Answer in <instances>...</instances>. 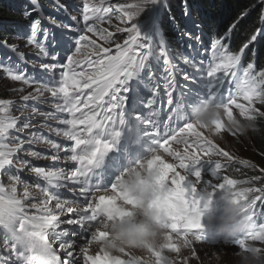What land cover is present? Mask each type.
Returning <instances> with one entry per match:
<instances>
[{
    "label": "snow or ice",
    "instance_id": "1",
    "mask_svg": "<svg viewBox=\"0 0 264 264\" xmlns=\"http://www.w3.org/2000/svg\"><path fill=\"white\" fill-rule=\"evenodd\" d=\"M30 3L31 9L21 6V22L13 25L12 38L20 43L0 38V47L16 57L15 62L9 56L0 63V70L10 80L32 89L26 95L24 88L15 89L21 94L16 109L20 115L11 111L17 102L0 99V264H95L81 248L91 243L94 229L100 224L97 205L104 200L101 194L117 190L118 174L127 168L125 161L130 154L139 159L141 150L164 153L165 159L158 156L155 160L158 171L153 185L163 186L167 193L163 204L170 211L169 230L194 238L192 250L196 259L200 260V254L195 245L206 243L196 231L201 227L199 187L230 191L235 200L247 202L252 230L230 242L236 251L246 240H264V223L257 228L254 220L258 214L257 201L264 205V188L245 186L250 184L249 180L225 174L236 168L234 156L199 131L188 116L192 106L207 102L223 107L228 116L238 113L256 123L264 120V70L255 71L253 63H248L246 68L238 67L248 44L237 53L228 51L222 44L237 23H232L223 36L212 38L211 60L202 68L203 61L197 62V49L191 43L189 55L174 53L170 48L162 28L169 9L167 0H133L109 5H105V0L98 4L80 0L78 14L71 16L74 25L42 14L33 18L36 0ZM193 14L186 3L183 15L192 29L202 33L201 25L192 19ZM167 19L179 29L181 37L187 36L199 44L201 35L186 26L180 27L172 15ZM113 20L119 21L115 32L124 34L122 43L117 42L113 32L100 26L111 25ZM255 39L253 35L251 40ZM21 47L29 48L35 59L27 60ZM24 63H31V73L22 67ZM180 64L193 71H186ZM161 67L167 105L163 120L158 119L160 110L153 107L160 87L156 73ZM225 86L227 95L222 91ZM142 88L150 93L146 102ZM201 89L206 92L202 94ZM30 101L52 105L54 111L40 112V116L65 126L51 130L73 141L70 147L62 149L54 141L46 142L52 149L71 153L65 159L78 165L71 173H65L62 168L46 171L33 167L21 155L41 157L32 145L44 138L35 130L32 115L24 114ZM140 105L148 109L147 114L133 115ZM31 111L35 113L37 109L32 107ZM214 127L218 134L223 131L222 122ZM177 148L180 150L174 152ZM43 158L60 159L57 154ZM239 163L251 167L247 161ZM17 166V171L12 172ZM24 169L46 181L48 188L41 189L44 199L31 196V186L20 175ZM114 170H119L118 174ZM205 174H210L211 179ZM186 179L188 187L184 186ZM256 179L264 180V177L252 178ZM64 180L80 186L79 199L61 198L58 190L65 187L61 183ZM65 215L68 218L62 220ZM62 224L76 226L79 231L61 228ZM214 251L228 254L227 247ZM171 254V250L165 255L157 254L156 264H166V256ZM111 264L136 262L124 254Z\"/></svg>",
    "mask_w": 264,
    "mask_h": 264
},
{
    "label": "clouds",
    "instance_id": "2",
    "mask_svg": "<svg viewBox=\"0 0 264 264\" xmlns=\"http://www.w3.org/2000/svg\"><path fill=\"white\" fill-rule=\"evenodd\" d=\"M188 116L210 140L219 137L214 127L218 122L223 123V131L235 135L257 130L255 121L244 119L238 113L228 116L223 107L207 102L192 106ZM158 156L161 160L166 158L164 153L148 151L146 156L128 165L123 174H118L115 192L101 194L104 200L97 205L100 224L94 229L91 243L82 246V253L92 257L95 264H111L124 254L136 264H156V255H165L169 250L172 254L166 256V264H192L194 260L196 264H227L223 252L214 251L204 261L196 259L192 250L194 238L169 230L170 211L163 204L167 193L163 186L153 185ZM197 193L200 220L203 218L208 230L214 231L224 246L251 232L246 201L235 200L230 191H219L216 207L212 203L213 190L203 186ZM232 264H264V240H246L232 255Z\"/></svg>",
    "mask_w": 264,
    "mask_h": 264
},
{
    "label": "trees",
    "instance_id": "3",
    "mask_svg": "<svg viewBox=\"0 0 264 264\" xmlns=\"http://www.w3.org/2000/svg\"><path fill=\"white\" fill-rule=\"evenodd\" d=\"M5 1L0 0V22H12L16 19V13ZM9 1L19 4L22 0ZM127 1L110 0L109 2L113 4ZM167 3L169 9L165 13L164 21L162 20V28L174 53H178L177 48L181 45V35H179L180 31L178 28L169 24L167 17L168 15L174 16L180 27L189 25L188 18L183 15V8L187 3L190 10L194 13L192 19L196 20L207 34L212 33L213 36L218 38L224 35L232 23H237V27L233 29L225 40H222V43L229 48L230 52L234 49V53H237V50L239 52V49L244 44H248V47L244 50L245 55L241 63L246 62L247 65L248 63H253L257 72L264 70V20L260 18L264 16L263 0H167ZM220 9H224L225 13L220 11ZM208 23L210 24L209 30L207 28ZM1 33L4 32L0 30V35ZM253 35L256 36L255 40L250 39ZM119 36L118 34L114 35L115 38ZM243 38L246 39L244 40ZM249 41L251 42L249 43ZM12 88V84L2 77L0 73V99L13 100L14 89ZM13 109L11 111L14 113ZM228 136L231 138V135ZM232 141L235 143L234 149L238 150L236 154L238 157L245 155V153L249 154L248 164L251 167H245L236 162V168L225 174L229 175L230 178L249 180L250 184L245 186H253L255 183V180H252L253 177H264V172L261 171V175L258 173L261 169H264V120L257 122L256 131H249L245 135L239 134ZM256 180L259 183L264 182L261 179ZM257 209L258 214L254 217V220L256 225H260L264 223V205L260 201H257ZM229 254L228 252V257ZM227 264H232V261Z\"/></svg>",
    "mask_w": 264,
    "mask_h": 264
},
{
    "label": "rangeland",
    "instance_id": "4",
    "mask_svg": "<svg viewBox=\"0 0 264 264\" xmlns=\"http://www.w3.org/2000/svg\"><path fill=\"white\" fill-rule=\"evenodd\" d=\"M60 1L64 2L65 0H60ZM109 1L110 0H105V5L112 4ZM72 2L75 5L73 12H74L75 15H77L79 10H80V7H81L80 0H72ZM90 2L98 4V3H100V0H90ZM127 2H133V0H128ZM263 3H264V0H263ZM35 7H36L37 10H36V13L32 14L33 18H35L38 14H42L43 17H46L45 14L42 12L41 7H38V6H35ZM113 11L115 12L114 9H113ZM220 11L224 12V9H220ZM44 23H45L46 26L51 27V25L47 24V20H44ZM63 23L74 25V22L71 21V20L64 21ZM81 23H82V19H81ZM118 24H119V21L113 20L111 25H109V24H101L100 26L103 27V28H107L108 31L113 32L114 35H117V34L120 35L116 39H117V42H121L122 43V37L124 36V34L115 32V26L118 25ZM89 36H90V38H92L91 34H89ZM97 42L100 43L102 46H106V45H104L103 41L98 40ZM112 47L115 50V46L112 45ZM30 54H31V52H30ZM32 59H35V57L33 56ZM32 71H33V69L29 70L30 73ZM157 82L159 83V80ZM15 83H16V85L19 88H24L25 89V91L23 93L25 95L29 91L32 90L30 87H28L26 85H23L20 82H15ZM225 88L227 89V86H225ZM162 94L164 96L163 99H165V97H166L165 91H163ZM20 95H21L20 93H17L16 98H15V102H17L16 105H15L16 107H14L16 115H20V113L16 110L17 107H19V105H20ZM28 105H29L28 110L24 114L25 115H33L32 116L33 117L32 122H33V124L36 125V129L35 130H38L39 136L43 137L44 139L43 140H38L34 145H32L33 150L36 151V152H39L41 154L40 158H33V157L27 156V155H25L23 153L21 155L23 156V158L29 159L31 161V165L33 167L43 168L46 171L57 170V169H61L62 168V169H64L65 173H71L72 171L75 170L74 168H76L77 164L75 162L69 160V159H65V156H70L71 153L70 152L66 153L62 149L70 147L74 142L71 141V140L66 139L65 137H63L62 134L58 135L56 132L51 130L52 128H55V127L64 128L65 126L57 125L54 120L45 119L44 117H41L40 114H39L40 112L54 111V108L50 104H40L38 101H30V102H28ZM32 107H35L37 109V112L32 113V111H31ZM29 113H32V114H29ZM60 115H67V114L65 113V114H60ZM165 118H166V115L164 116V119ZM49 126H51V127H49ZM28 131H31V130H28ZM25 134L26 133H17V135H25ZM238 135L239 134L231 135V138L232 139H236L238 137ZM231 138L228 136V133L222 131L219 134V137L218 138H214L213 141L219 147H221L223 150L228 151L231 155H233L237 163L242 161V160L248 162L249 154L245 153V155H241L239 157L236 155L238 150L234 149L235 143H234V141H232ZM47 140H51V141H54V142L60 144L62 146V149L59 150V151H57L55 149H52L51 145L46 142ZM174 147L182 148V145H174ZM52 154L59 155L60 159L53 161L51 159L43 158L45 156H50ZM214 159H219V158H214ZM18 167L19 166L12 168L11 171L12 172H16ZM258 173L260 175L262 174L261 171H259ZM20 175L31 186V196L34 197L36 200L44 199V196H43V193H42L41 189L48 188V185H47L46 181L43 180L42 178H40L39 176L35 175L34 173H32L29 169H24V171L21 172ZM205 175H206V177L208 179H211L210 174H205ZM65 182H67V180L61 181V183H65ZM7 183H8L7 180H5V184H7ZM188 183L189 182L185 181V185L184 186L188 187ZM253 186L257 187V188H264V182L263 183H261V182L259 183L257 180H255V183L253 184ZM63 188L64 187H62V188H60L58 190L62 199H63ZM53 190H55V189H53ZM210 190H213V189L210 187ZM217 192H219V191H217V190L214 191L213 190V195H216ZM197 196L199 198L198 193H197ZM212 203H213V201H212ZM202 224L204 225V227L207 226V224L203 220V218H202ZM61 228H65L63 224L61 225ZM205 242L206 243H201V244L195 245L197 251L200 254V260H202V261L207 260V258L212 256L213 249H216V250L219 251L221 249H219L217 247L224 246L223 242L221 241V238L220 237L216 238V237H214L213 234H211V236H209V237L208 236L205 237ZM224 247H227V252L230 253L229 257H228V254L224 255V260L227 263H230L232 261V255L231 254L236 251V248H235V246H224ZM220 252L224 253V251H220ZM192 264H196V261L194 260L192 262Z\"/></svg>",
    "mask_w": 264,
    "mask_h": 264
},
{
    "label": "bare ground",
    "instance_id": "5",
    "mask_svg": "<svg viewBox=\"0 0 264 264\" xmlns=\"http://www.w3.org/2000/svg\"><path fill=\"white\" fill-rule=\"evenodd\" d=\"M259 4V3H258ZM114 12V11H113ZM252 13V12H251ZM165 17V16H164ZM249 17H250V15H249ZM257 17V16H256ZM251 18V17H250ZM261 18V17H260ZM166 19V18H165ZM164 21V20H163ZM252 22H253V19H252ZM259 23V22H258ZM259 25V24H258ZM260 27V26H259ZM167 29V28H166ZM262 31V30H261ZM257 33V32H256ZM245 35V34H244ZM247 35V34H246ZM169 37V36H168ZM244 40L246 39V38H243ZM251 39V38H250ZM173 43V42H172ZM247 43V42H246ZM253 43V42H252ZM224 44V43H223ZM170 45V44H169ZM239 46V45H238ZM236 48V47H235ZM174 49V48H173ZM232 49V48H231ZM176 50V49H175ZM234 50V49H233ZM233 50H232V52H233ZM237 50V49H236ZM237 52H238V50H237ZM234 53V52H233ZM32 59V58H31ZM158 81V80H157ZM226 88H224V89H222V91H224ZM77 167V166H76ZM75 169V168H74Z\"/></svg>",
    "mask_w": 264,
    "mask_h": 264
}]
</instances>
